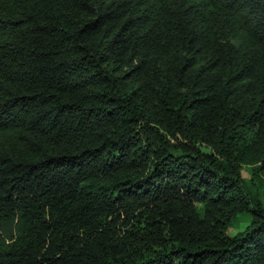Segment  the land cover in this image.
I'll use <instances>...</instances> for the list:
<instances>
[{"label":"trees","instance_id":"trees-1","mask_svg":"<svg viewBox=\"0 0 264 264\" xmlns=\"http://www.w3.org/2000/svg\"><path fill=\"white\" fill-rule=\"evenodd\" d=\"M0 264H264V0H0Z\"/></svg>","mask_w":264,"mask_h":264},{"label":"rangeland","instance_id":"rangeland-1","mask_svg":"<svg viewBox=\"0 0 264 264\" xmlns=\"http://www.w3.org/2000/svg\"><path fill=\"white\" fill-rule=\"evenodd\" d=\"M244 173H245V175H248V172H247L246 170H244ZM244 226H245V223H244V222H240V223L237 224L236 226H231V227L229 228L228 231H229L231 234H234V233H236L237 231L242 230V229L244 228Z\"/></svg>","mask_w":264,"mask_h":264}]
</instances>
